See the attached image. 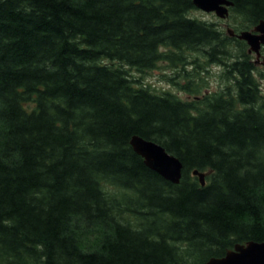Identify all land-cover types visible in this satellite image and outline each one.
Listing matches in <instances>:
<instances>
[{
  "label": "trees",
  "instance_id": "obj_1",
  "mask_svg": "<svg viewBox=\"0 0 264 264\" xmlns=\"http://www.w3.org/2000/svg\"><path fill=\"white\" fill-rule=\"evenodd\" d=\"M238 33L264 0H230ZM193 0H0V264H204L264 241V94L245 41ZM222 67L183 99L143 73ZM198 83V84H197ZM139 135L183 163L149 168ZM197 169L206 173L203 186Z\"/></svg>",
  "mask_w": 264,
  "mask_h": 264
},
{
  "label": "water",
  "instance_id": "obj_2",
  "mask_svg": "<svg viewBox=\"0 0 264 264\" xmlns=\"http://www.w3.org/2000/svg\"><path fill=\"white\" fill-rule=\"evenodd\" d=\"M198 9L215 12L219 17L226 18L230 13L233 2L230 0H193ZM228 33L243 40L249 46V53L256 54V63L264 65L262 48L264 47V20L252 30H242L236 33L228 29ZM263 57V58H262ZM134 150L144 158L145 164L156 171L166 180L178 184L182 177L183 163L170 154L162 145L155 141L134 135L131 139ZM193 174L198 176L201 184H206V173L195 169ZM204 264H264V241H248L236 244L223 257H211Z\"/></svg>",
  "mask_w": 264,
  "mask_h": 264
},
{
  "label": "rangeland",
  "instance_id": "obj_3",
  "mask_svg": "<svg viewBox=\"0 0 264 264\" xmlns=\"http://www.w3.org/2000/svg\"><path fill=\"white\" fill-rule=\"evenodd\" d=\"M191 16L209 21L215 22L228 32V29H235V24L233 18L230 17V13L226 18L219 17L215 12H207L202 9L193 10ZM240 32V31H239ZM238 32V33H239ZM249 49V46H248ZM253 60H256V54L250 53ZM198 55L201 63L200 67H196V64H189L184 69L183 66L181 67H173L169 66L167 62L159 63V66L155 69L140 73L136 69L131 68V74L136 77L140 78L142 82L151 85L154 89L158 92L162 91H171L183 99H193L194 94L189 93L186 90H183L182 85L186 84L189 80L187 77L186 72L190 71L194 76L195 81H199L198 85H201L202 91H219L225 87V82L221 78L222 67L210 64L208 66L205 65L204 59L200 54ZM262 56L264 57V47L262 48ZM262 57V58H263ZM257 69L255 71V76L258 82L260 83V87L264 94V65L262 63H256Z\"/></svg>",
  "mask_w": 264,
  "mask_h": 264
}]
</instances>
